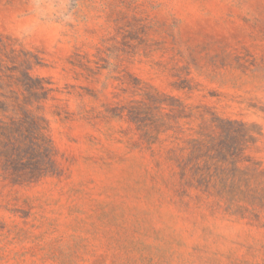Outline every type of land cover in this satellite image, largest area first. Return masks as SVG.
Instances as JSON below:
<instances>
[{
  "label": "rangeland",
  "instance_id": "rangeland-1",
  "mask_svg": "<svg viewBox=\"0 0 264 264\" xmlns=\"http://www.w3.org/2000/svg\"><path fill=\"white\" fill-rule=\"evenodd\" d=\"M18 103L57 171L0 162V264H264V0H0V118ZM207 127L261 200L181 171Z\"/></svg>",
  "mask_w": 264,
  "mask_h": 264
},
{
  "label": "trees",
  "instance_id": "trees-1",
  "mask_svg": "<svg viewBox=\"0 0 264 264\" xmlns=\"http://www.w3.org/2000/svg\"><path fill=\"white\" fill-rule=\"evenodd\" d=\"M34 87L44 89L41 84L32 85ZM44 122L43 116L25 108L22 103L17 104L9 120L0 118V162L12 165L18 171L17 181H37L57 171ZM236 125L241 129L239 150L243 152L255 138L247 130L248 124ZM209 131L208 127L201 128L197 136L189 138L188 154L178 160L181 171L184 174L191 172L195 186L205 192H214L230 201L261 200V192L252 187V182L261 175L258 169L254 165L239 168V161L228 143L230 134L217 135ZM229 166L235 171H225ZM229 183L236 184V187L227 188Z\"/></svg>",
  "mask_w": 264,
  "mask_h": 264
}]
</instances>
